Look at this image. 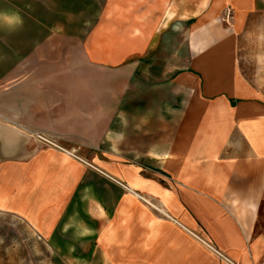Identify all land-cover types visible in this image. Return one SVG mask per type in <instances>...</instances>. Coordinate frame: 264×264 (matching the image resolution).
Returning a JSON list of instances; mask_svg holds the SVG:
<instances>
[{
	"label": "crops",
	"instance_id": "1",
	"mask_svg": "<svg viewBox=\"0 0 264 264\" xmlns=\"http://www.w3.org/2000/svg\"><path fill=\"white\" fill-rule=\"evenodd\" d=\"M47 6L0 0V214L67 264H264V54L240 53L264 0H106L121 40L48 32ZM176 38V125H146V144L107 138L138 63L160 43L174 55ZM73 57L85 70L62 69Z\"/></svg>",
	"mask_w": 264,
	"mask_h": 264
},
{
	"label": "rangeland",
	"instance_id": "2",
	"mask_svg": "<svg viewBox=\"0 0 264 264\" xmlns=\"http://www.w3.org/2000/svg\"><path fill=\"white\" fill-rule=\"evenodd\" d=\"M47 4L48 32L57 29L64 38L77 37L81 39L86 38L94 28L104 26L108 27V30L103 29L99 32L100 37L121 40L122 34L119 32V28L122 26L120 24L122 16L117 11L115 13L106 12V0H47ZM261 22L262 19L258 18L254 29L241 36L240 53L244 58L264 54V31ZM180 36L182 37V34ZM175 43L174 55L168 54L167 48L161 46L160 43L152 55L149 53L150 56L148 55L138 63V73H135L128 84L127 93L121 100L120 111L117 112L107 138L117 141L121 137L146 144L152 138L146 125L153 124L152 122L156 119L161 124L173 119V123L176 125L184 99L187 96L173 95L165 86L168 83L165 76L172 74V71H178L181 64L179 61L183 56V48L181 45L178 46L180 43L177 42V38ZM129 44L128 42L127 48L113 47L112 50L120 55L125 49L126 51L134 49V46ZM172 60L173 62L168 64ZM67 61L68 64H63L62 69L69 70L71 65L75 67V64L79 63V72L85 70L80 59L73 57L72 60L68 58ZM255 65L260 66L261 64ZM48 69L53 68L48 66ZM118 69L112 68L110 72L107 71L106 88L117 85ZM109 97L112 102L117 104L120 101L119 96H114L112 93ZM107 98L106 95V101ZM167 103L172 106L168 111L166 110ZM156 105L158 109L153 110L152 107L156 108ZM116 162L138 165L141 167L140 173L144 177L149 178L154 175L152 172L154 169L148 159H117ZM5 200V194L0 192V201L4 202ZM0 264L67 263L62 256L56 255L38 239L26 224L5 214H0Z\"/></svg>",
	"mask_w": 264,
	"mask_h": 264
},
{
	"label": "built area",
	"instance_id": "3",
	"mask_svg": "<svg viewBox=\"0 0 264 264\" xmlns=\"http://www.w3.org/2000/svg\"><path fill=\"white\" fill-rule=\"evenodd\" d=\"M232 19V10L230 8H227L222 16V18H220V21L224 24H226L227 26H229L230 21ZM40 137V136H38ZM41 138V137H40ZM43 139V138H42ZM47 144L50 145H54L52 142H49L48 140L43 139Z\"/></svg>",
	"mask_w": 264,
	"mask_h": 264
},
{
	"label": "bare ground",
	"instance_id": "4",
	"mask_svg": "<svg viewBox=\"0 0 264 264\" xmlns=\"http://www.w3.org/2000/svg\"><path fill=\"white\" fill-rule=\"evenodd\" d=\"M136 180H139V181H140V180H142V179L139 177V178L135 179V182H134V183L138 182V181H136ZM142 181H143V180H142ZM144 182H148V180H144ZM128 189H129V188H128ZM129 191H130V190H129ZM133 191H134V190H133ZM166 193H167V192H166ZM165 195H166V194H165ZM163 198L165 199L166 197L163 196Z\"/></svg>",
	"mask_w": 264,
	"mask_h": 264
}]
</instances>
